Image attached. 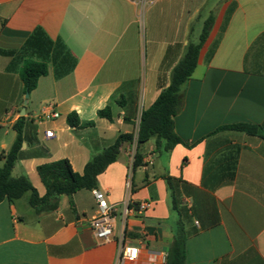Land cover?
I'll list each match as a JSON object with an SVG mask.
<instances>
[{
  "label": "crops",
  "instance_id": "obj_1",
  "mask_svg": "<svg viewBox=\"0 0 264 264\" xmlns=\"http://www.w3.org/2000/svg\"><path fill=\"white\" fill-rule=\"evenodd\" d=\"M211 15L214 25L174 118L185 144L169 153L156 151L155 138L139 148L124 145L97 188L73 196L74 210L68 197L42 214L29 205L30 193L2 202L0 264H117L122 239L139 249L129 264H166L179 220L187 264H264V140L220 130L264 124V0H0V51L11 53L0 54V153L11 148L14 125L24 117L26 142L15 177L27 176L43 197L40 166L66 159L83 174L121 134H137L142 112L169 85L194 41L197 21ZM39 30L61 41L76 66L57 79L47 61L48 75L25 106L20 70L44 54L24 48ZM49 105L59 118H50ZM107 107L111 120L98 115ZM71 113L94 125L70 127ZM136 154L142 165L134 170ZM165 177L172 179L178 213ZM94 191L111 204L128 197L152 208L130 213L125 226L119 211L114 241L100 243L88 224L97 209Z\"/></svg>",
  "mask_w": 264,
  "mask_h": 264
},
{
  "label": "trees",
  "instance_id": "obj_2",
  "mask_svg": "<svg viewBox=\"0 0 264 264\" xmlns=\"http://www.w3.org/2000/svg\"><path fill=\"white\" fill-rule=\"evenodd\" d=\"M214 16L205 20L198 42L189 41L185 53L177 65L172 69L169 85L164 88L154 104L144 110L140 117L138 132L121 134L116 142L97 153L93 160L84 169L83 174L74 172L69 160L42 165L38 173L46 194L40 197L27 176L13 175L17 163L23 157V145L26 142L24 130L26 121L21 117L14 125L16 139L7 151L0 153V204L4 201L14 203L25 194L30 193L29 205L37 214L53 212L59 208L60 197L70 198V206L74 210L73 196L82 190L93 191L98 186V178L107 168L118 160L126 144H136L137 148L151 139H156V151L169 153L177 145L185 144L176 134L174 118L182 108L181 89L193 75L199 61L203 45L206 43L214 25ZM264 41V36L259 38ZM35 49L44 54L43 61L27 60L20 70V78L25 86V93L30 94L38 85L39 79L48 75L47 61L55 67V77L61 79L71 73L76 66V59L61 42H52L42 31H37L26 43L24 50ZM0 54L11 55L0 51ZM99 117L111 120L109 107L99 111ZM67 122L74 129L92 127L94 123H81L76 113H71ZM220 130H230L246 133L249 136H258L264 140V124L255 126L250 124H235L224 126ZM142 165V157L136 154L133 169ZM165 181L172 195V210L178 211V202L173 193V182L170 177ZM166 264H187V233L182 221H178L175 230L174 242L166 257Z\"/></svg>",
  "mask_w": 264,
  "mask_h": 264
},
{
  "label": "built area",
  "instance_id": "obj_3",
  "mask_svg": "<svg viewBox=\"0 0 264 264\" xmlns=\"http://www.w3.org/2000/svg\"><path fill=\"white\" fill-rule=\"evenodd\" d=\"M47 109L51 111V119H57L60 117V114L55 111L53 105L47 106ZM46 136L52 137L53 132H47ZM94 194L97 200V209L94 216L88 220V224L92 229L94 236L100 243H110L114 241L116 217L119 211L122 212L123 223L125 226L130 213L145 211L152 208V203L148 201L139 204H132L127 197L121 204H111L103 193L94 191ZM138 257L139 249L137 247L126 245L124 239H122L119 243L117 264L134 263L138 260ZM166 257L167 255H165V259Z\"/></svg>",
  "mask_w": 264,
  "mask_h": 264
},
{
  "label": "rangeland",
  "instance_id": "obj_4",
  "mask_svg": "<svg viewBox=\"0 0 264 264\" xmlns=\"http://www.w3.org/2000/svg\"><path fill=\"white\" fill-rule=\"evenodd\" d=\"M203 25L204 24L200 20L197 21L196 26H195L196 32L194 33L195 34V36H194L195 37V39H194L195 42H198V38H199V35L202 32Z\"/></svg>",
  "mask_w": 264,
  "mask_h": 264
},
{
  "label": "water",
  "instance_id": "obj_5",
  "mask_svg": "<svg viewBox=\"0 0 264 264\" xmlns=\"http://www.w3.org/2000/svg\"><path fill=\"white\" fill-rule=\"evenodd\" d=\"M25 98H26V101H25V106H26L27 105V100L29 98V94H26L25 95ZM24 113H25V108H24V111H23V114L22 115H24Z\"/></svg>",
  "mask_w": 264,
  "mask_h": 264
}]
</instances>
